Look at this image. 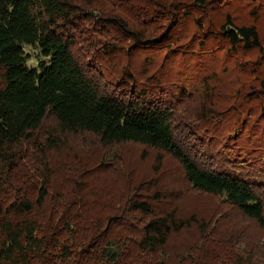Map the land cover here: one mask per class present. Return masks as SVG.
I'll return each instance as SVG.
<instances>
[{
	"label": "trees",
	"instance_id": "obj_1",
	"mask_svg": "<svg viewBox=\"0 0 264 264\" xmlns=\"http://www.w3.org/2000/svg\"><path fill=\"white\" fill-rule=\"evenodd\" d=\"M106 2L0 0V264H147L142 254L158 252L170 237L190 228L192 223L200 228L205 224L204 219L191 213L183 216L179 207L173 205L175 191L169 197L158 188L159 181L154 177L139 186L145 191L141 197L127 198L126 212L115 218L106 215L110 207L100 205L97 215L90 211L95 200L81 203L70 195L64 197L60 206L50 203L46 207L53 170L48 166L50 161L42 143L33 142L43 155L34 161L37 179L21 175L13 150H22L31 142L45 117L55 123L49 134L52 140L57 139L58 133L87 131L105 146L130 141L149 146L158 152V165L161 154L166 153L178 161L188 186L222 196L243 215L260 225L264 223V204L255 192L256 187L264 188V179L249 168L251 163L264 165V136L261 145H253L250 139L246 142L250 128L246 129L244 119L238 117L243 108L246 115L258 110L251 125L264 130V77L260 75L264 67V0H133L136 6L131 11L136 20H147L145 25L133 29L153 28L152 35L128 30V23L117 17L118 10L109 12L101 4ZM92 4L95 9L91 13L96 20L131 38V48H119L120 52L127 55L160 46L171 55L172 62H189L197 72L205 73L199 80L200 87L180 82L181 88L198 93L202 102L197 111L199 120L187 121L190 131L182 143L173 129L174 121L178 124L174 110L179 100L165 101L157 93L166 82L159 74L165 66L151 74L148 71L152 64L146 58L139 73L130 65L125 66L119 75L116 73L117 79L142 87L120 89L118 85L104 87L96 82L74 57L65 34L86 12L80 6L90 8ZM27 47L37 51L36 66L27 64ZM119 51L113 45L103 55L108 59ZM252 52L256 58L247 56ZM217 55L238 68L241 62L248 72L258 73V93L240 95L224 86L221 76L214 73ZM243 58L245 62L241 61ZM177 86L168 88L176 94L181 91ZM237 94L240 101L234 104ZM222 96L225 102L218 100ZM210 138L222 139L221 149L218 147L222 162L207 167L206 148L213 150V144H203L207 145ZM248 151L257 153L251 157ZM231 152L235 158L224 159ZM44 164L48 165L43 179L40 173ZM41 178L43 182L35 184ZM132 211L144 219L138 218L134 224V219H130L135 218ZM178 254L175 264L195 263L192 253ZM186 260L190 262L185 263ZM239 261L234 258L233 264H241ZM149 263L160 264L155 259ZM211 264H217L216 259Z\"/></svg>",
	"mask_w": 264,
	"mask_h": 264
},
{
	"label": "rangeland",
	"instance_id": "obj_2",
	"mask_svg": "<svg viewBox=\"0 0 264 264\" xmlns=\"http://www.w3.org/2000/svg\"><path fill=\"white\" fill-rule=\"evenodd\" d=\"M101 4L109 12L118 10L119 15L117 17L121 18L126 24L128 23V30H137L146 35L154 33L153 28L133 29L145 25L147 21L146 18H142L140 21L136 20L131 11V7L136 6L133 0H121L119 2L108 0L105 4ZM80 7L84 8L86 12L81 18L74 21V26L69 28L65 34L66 39L71 43L76 60L96 82L100 81L104 87H116L118 85L120 89L142 87L131 86L129 81L126 85V83L117 79V74L119 75L125 66L130 65L131 70H137V73H139L141 63L145 58L151 61L152 64L150 71H148L150 74L153 71L155 72L158 67L163 68L165 66L161 72L159 71V74L166 82L162 84L157 93L165 101L179 100L174 110L179 125L174 121L173 129L177 134L176 139L182 143V140L190 131V127H186L187 121L194 120L196 122L199 120L197 111L200 110L202 102H200L198 93L191 92V88L188 87L186 90L181 88L180 82L188 81V83L200 87L199 80L205 73H202L203 71L197 72L194 67L189 66V62H172L171 55L165 54V50L160 46H156V48H153L154 50L150 46V48L142 51L134 50L132 54L127 55L122 51L121 53L119 48H122L123 51H128L127 49L131 48L129 46L132 43L131 38L123 37V32L120 33L113 26L104 24L101 20H96L91 13L95 9L93 4L90 8L86 5ZM241 14L243 17L246 16L245 12ZM113 45H115V49L118 48L120 53L106 59L103 55L104 50ZM25 49L26 53L30 54L27 64L36 66L37 51L29 47ZM247 56L256 58V53H247ZM215 58L217 62L213 66L214 73L218 74V77L221 76L224 86L230 88L232 92H239L240 95H244L248 91L258 93L260 90L258 85L261 81V78L257 75L258 73L248 72L250 70L244 69L243 66L245 65L241 62H239L238 68L229 63L227 58H222L221 55H217ZM244 60L245 58L241 61L245 62ZM234 62L237 61L234 60ZM228 65V68L225 67ZM223 67L225 69L220 71V68ZM260 71H262L260 75L264 77V67ZM196 75H199V77H196ZM217 81L215 80V82ZM173 84H178L177 88L181 91L176 90V94L174 90L170 91L168 87ZM250 88L252 89L250 90ZM239 94L235 95L234 104L240 101ZM218 100L225 102L224 96L218 98ZM243 111L244 108L238 117L240 120L244 119L246 129L250 128L246 131L245 141L247 142L250 139L253 145H261V136H264V130H259L251 125V122L257 118L258 110H254L247 115ZM54 128V120L51 117H45L40 128L34 134L32 133L34 138L30 139L29 144L24 146L22 150L13 148L14 153L16 152L17 155L15 156L16 165L21 175L37 179V174L33 170L36 169L34 161L42 158L43 155L42 152L36 149V144L33 142L42 143V149L48 154V160L50 161V165L44 164L42 167L43 173H40L42 178L46 172V165L53 170L52 175L49 177L52 183L51 185L48 183L50 194L47 197L48 202H45L46 207L50 203L60 206L64 197L70 195V197H75L81 203L95 200L96 203L91 205L90 211L97 212L95 213L97 215L101 210V206L110 207L111 210L107 209L109 212L106 215L115 218L126 212L124 203L127 198L132 195L141 197L140 195H143L145 191L141 190L142 186L139 190V186L145 180L154 177L159 181L158 188L170 194L169 197H172L175 191L173 205L179 207V212L183 216L191 213L204 219L205 224L203 228H200L197 223H192L190 228L182 229L180 233L170 237L165 246L158 252L147 254V256L142 254L141 257L147 258V264H150L149 262L153 259L160 262V264H175L174 259L180 255L178 253L186 254L187 252L192 253L191 258L194 260V264H211L215 262V259L217 264H233L234 258L240 259L241 264H264V223L260 225L254 218L243 215L236 205L230 204L222 196L200 192L188 186L177 160H173L166 153H162L161 162L158 165L155 161L158 152L149 146L132 141L116 142L105 146L99 143L95 134L87 131L82 133H58L57 139L52 140V136L49 134L54 131ZM222 135L219 134L220 137ZM221 143L222 139L214 140L210 138L207 145L206 143L203 144L204 147L213 144V150L211 147L206 148L208 156L206 157L205 166L208 167L210 164L222 162V151L219 152L218 150V147L221 149ZM248 152H250L251 157L254 156V153H257ZM225 158H235V155L233 152L227 153L224 155ZM45 163H48L47 159ZM239 164H242V162ZM156 166H158V170H156ZM55 167L57 171L54 172ZM250 167L259 179H264V165H259L257 162L251 163ZM66 168L71 171L68 172ZM42 178L35 184H41L44 179ZM76 181L81 185L75 184ZM258 186L260 185L258 184ZM151 189L155 192L154 188ZM255 192L264 204V188L256 187ZM133 214H135V218L132 216ZM262 215H264V210ZM131 216L130 219H134V224L137 223L138 218L140 221L144 219L134 211H132ZM230 255L232 256L229 258ZM189 262L190 260L185 261V263Z\"/></svg>",
	"mask_w": 264,
	"mask_h": 264
}]
</instances>
